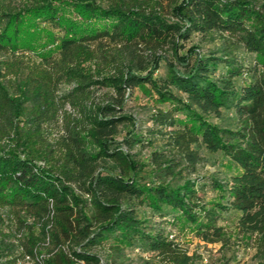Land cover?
Returning <instances> with one entry per match:
<instances>
[{
	"label": "trees",
	"instance_id": "trees-1",
	"mask_svg": "<svg viewBox=\"0 0 264 264\" xmlns=\"http://www.w3.org/2000/svg\"><path fill=\"white\" fill-rule=\"evenodd\" d=\"M172 226L264 264V0H0V264H193Z\"/></svg>",
	"mask_w": 264,
	"mask_h": 264
},
{
	"label": "rangeland",
	"instance_id": "rangeland-1",
	"mask_svg": "<svg viewBox=\"0 0 264 264\" xmlns=\"http://www.w3.org/2000/svg\"><path fill=\"white\" fill-rule=\"evenodd\" d=\"M164 1V5H165ZM165 13L168 15L167 8L165 7ZM219 40L211 42H203L200 39V36L196 33H192L189 38L184 42L186 46H189L192 43L199 44L201 50H207L208 48H214ZM244 63H253V54L243 52ZM165 65L162 62L161 66L155 71L156 75H163L165 73ZM151 101L148 97L144 96L138 89H134L132 95L127 98L125 109L130 112L137 120V126L144 132L148 126V116L149 109L148 103ZM211 120L216 121L214 116L210 117ZM138 155L145 157L149 151V147H143L142 149L136 148ZM234 169L228 167L226 159H222L221 155L214 154L211 155L209 160L202 162L198 165L199 175L208 174L211 172H219L220 174H229L233 172ZM141 216H145L151 220H155L157 216L153 211L145 206L141 207L140 211ZM236 217V212L234 210L228 211L225 216L218 220L219 223H222L230 228L233 227V221ZM10 230V227H5L4 229ZM176 233L175 227H171ZM3 229V230H4ZM177 234H180V240L184 247L187 248L189 254H195L193 264H261L258 259L254 256L255 249L251 245L252 243L246 244V241H236L230 246L221 245L220 242H204L198 239L193 231L185 227ZM10 237H4V241L9 240ZM92 251L98 252L106 260V264H146L142 259V256L146 254H139L135 251L126 248L124 254L117 256L114 261H111L107 256V249H101L98 246L92 248ZM27 258H20V263H33L35 259L30 257L29 261H26ZM86 264V263H81ZM88 264H97L91 262Z\"/></svg>",
	"mask_w": 264,
	"mask_h": 264
},
{
	"label": "built area",
	"instance_id": "built-area-1",
	"mask_svg": "<svg viewBox=\"0 0 264 264\" xmlns=\"http://www.w3.org/2000/svg\"><path fill=\"white\" fill-rule=\"evenodd\" d=\"M25 257L27 258V260H26V261L28 262V261H29V259H30V256H29V255H26ZM40 264H42V263H40Z\"/></svg>",
	"mask_w": 264,
	"mask_h": 264
}]
</instances>
